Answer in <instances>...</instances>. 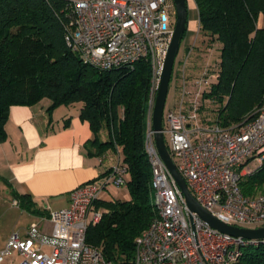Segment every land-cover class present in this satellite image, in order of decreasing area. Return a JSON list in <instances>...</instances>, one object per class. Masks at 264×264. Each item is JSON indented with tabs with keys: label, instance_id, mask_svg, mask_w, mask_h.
I'll use <instances>...</instances> for the list:
<instances>
[{
	"label": "built area",
	"instance_id": "obj_1",
	"mask_svg": "<svg viewBox=\"0 0 264 264\" xmlns=\"http://www.w3.org/2000/svg\"><path fill=\"white\" fill-rule=\"evenodd\" d=\"M49 1V0H48ZM65 41L84 63L100 69L134 67L147 60L152 70V114L164 60L174 28L167 0H61ZM184 73V69H180ZM183 89L176 107L165 109V141L189 189L200 204L220 220L240 227H264V194L246 195L241 188L246 166L264 160V103L257 116L237 129L206 122L201 104ZM146 151L152 167L158 215L135 239L134 264H234L249 239L219 231L188 208L186 198L164 163L154 140L152 120ZM122 161L95 181L76 187L71 204L51 211L48 232L33 222L25 234L14 230L0 250V264H115L100 247L87 242L90 225L100 221L98 203L111 186H127ZM17 204V201H15Z\"/></svg>",
	"mask_w": 264,
	"mask_h": 264
},
{
	"label": "trees",
	"instance_id": "obj_2",
	"mask_svg": "<svg viewBox=\"0 0 264 264\" xmlns=\"http://www.w3.org/2000/svg\"><path fill=\"white\" fill-rule=\"evenodd\" d=\"M194 1L201 34L212 44L221 43L217 79L202 98L217 104L213 119L221 127L237 129L254 119L264 103V24L259 22L264 0ZM63 4L0 0V141L7 137L13 105L48 98L51 115L61 105L81 103L80 116L93 132L85 143L88 155L121 150L130 192L129 199L98 203L104 213L89 226L87 242L115 264H134L135 239L158 215L145 146L152 120L151 66L141 60L134 67L100 70L84 63L65 41ZM103 130H108L106 140ZM241 188L246 195L264 194V160L243 175ZM14 198L22 208L37 211L31 194L14 193ZM234 264H264V245L247 247Z\"/></svg>",
	"mask_w": 264,
	"mask_h": 264
},
{
	"label": "crops",
	"instance_id": "obj_3",
	"mask_svg": "<svg viewBox=\"0 0 264 264\" xmlns=\"http://www.w3.org/2000/svg\"><path fill=\"white\" fill-rule=\"evenodd\" d=\"M193 11L198 26L190 31H198L200 23L195 1ZM259 22L264 24L263 16ZM194 37V34L188 35L186 41ZM50 104L51 100L44 98L36 104H17L10 108L7 137L0 141V189L7 191L1 200L6 201L8 193L13 197V207L0 206V210L3 208L0 250L12 231L25 234L33 222L40 223L49 232L51 211L69 206L76 187L95 181L122 160L120 151L111 149L101 156L88 155L85 143L93 137V132L88 121L80 116L81 103L61 105L51 115L47 110ZM101 137L106 140L108 130H103ZM14 193L31 194L37 211L22 208ZM13 208L18 209L16 215ZM13 259L20 257L14 254L6 258L7 264Z\"/></svg>",
	"mask_w": 264,
	"mask_h": 264
},
{
	"label": "rangeland",
	"instance_id": "obj_4",
	"mask_svg": "<svg viewBox=\"0 0 264 264\" xmlns=\"http://www.w3.org/2000/svg\"><path fill=\"white\" fill-rule=\"evenodd\" d=\"M193 2L194 0H188V29L186 31V36L182 40L181 48L179 53L176 56L174 69L172 73V80L170 83V89L167 97L166 107L165 109H169L171 107H176L180 100L181 92L183 89V76L186 78V86L187 89L191 90L188 94L190 98L194 100H198L201 104V116L202 119H213L216 115L217 104L212 103L208 100H204L202 98V94L205 91L210 89V86L217 79V74L219 71V57H220V42H209L208 38H205L201 32L200 28L198 31H190L195 30L198 26V21L194 19V11H193ZM167 3L170 6L169 15H170V24L175 26L176 22V7L173 0H167ZM194 34V38L190 41H186L188 35ZM221 44V43H220ZM180 69H184V73L180 71ZM164 123L166 124V120L164 117ZM121 156L123 155L120 150ZM259 166H261V162L259 160H253L246 166L247 169L251 171L256 170ZM129 179V177H128ZM111 194L107 191L105 197L118 198L122 200H126L130 198V192L128 186H117L113 185L110 188ZM7 191L0 189V206L12 205V196L8 193L9 197L5 200H1L3 197L2 194L6 195ZM3 209V208H2ZM2 209L0 210V216L3 215ZM12 211L18 213V209L13 208ZM11 213V212H10ZM1 224V218H0ZM8 225L6 224L5 227ZM0 229L1 225H0ZM3 264H7V261Z\"/></svg>",
	"mask_w": 264,
	"mask_h": 264
},
{
	"label": "water",
	"instance_id": "obj_5",
	"mask_svg": "<svg viewBox=\"0 0 264 264\" xmlns=\"http://www.w3.org/2000/svg\"><path fill=\"white\" fill-rule=\"evenodd\" d=\"M173 1L176 7V22L173 37L164 60L152 112V128L156 146L169 172L182 190L191 212H196L208 225L221 232L249 239L263 238L264 227L250 228L231 225L220 220L204 208L189 189L186 179L175 164L172 154L166 144L164 135V112L176 56L180 51L182 40L188 27V0Z\"/></svg>",
	"mask_w": 264,
	"mask_h": 264
}]
</instances>
